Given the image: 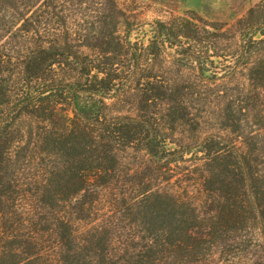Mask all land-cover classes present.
I'll return each mask as SVG.
<instances>
[{
  "label": "trees",
  "instance_id": "16d2710c",
  "mask_svg": "<svg viewBox=\"0 0 264 264\" xmlns=\"http://www.w3.org/2000/svg\"><path fill=\"white\" fill-rule=\"evenodd\" d=\"M146 31L147 41L132 39ZM217 62L244 66L250 89L220 114L239 144L198 141L203 213L166 185L177 148L165 123L188 118L204 88L170 80L163 65L209 80ZM126 105L137 114L115 110ZM250 116L264 136V0L231 24L194 11L143 21L119 0H0V264H238L259 238L253 264H264V168ZM134 146L157 170L137 184L122 170ZM101 203L107 212L95 216Z\"/></svg>",
  "mask_w": 264,
  "mask_h": 264
},
{
  "label": "rangeland",
  "instance_id": "374dc122",
  "mask_svg": "<svg viewBox=\"0 0 264 264\" xmlns=\"http://www.w3.org/2000/svg\"><path fill=\"white\" fill-rule=\"evenodd\" d=\"M122 6L134 17L143 21H152L155 19H166L171 13L183 15L185 12L194 11L205 20L219 21L231 24L241 16L245 15L249 8L253 7L260 0H119ZM148 28V26H147ZM151 32L146 31L143 34L132 33V39L136 37L147 41ZM163 68H168V78L183 82L197 83L204 88V94L196 99L189 100L191 112L188 118L172 122L171 119L165 123V131L169 138V145L177 148L174 160L170 164L168 174L171 179L166 183L167 186L180 192L184 197H188L203 213L210 211L208 196L204 193L202 185L197 177V165L199 164L196 151L199 139L208 135H223L230 138L231 141L239 144L238 137L228 134L221 130L220 114L222 107L229 102H234L239 97L238 94H244L250 89L247 72L241 64H212L207 72L210 79H203L196 75L192 68H187L181 64H164ZM166 71V69H165ZM241 96V95H240ZM254 94L249 95L245 102L247 106H254L257 101ZM232 97V99H229ZM116 111H122L131 115L137 114L133 105L115 108ZM247 118V117H245ZM252 117L244 121L245 129L251 134L258 143L259 160L264 168V136L263 130L256 126ZM174 123V124H173ZM23 130L29 131L34 126L32 118H24L18 122ZM190 149L189 153H184ZM183 153V154H182ZM22 151L14 152V160L20 158ZM200 154V153H199ZM122 170L126 173L134 184L142 182L148 177H154L157 173L155 163L150 160V156L136 146L127 149L122 154ZM29 160V157H28ZM24 176L30 175L33 170L29 161L21 163ZM105 204L95 206V216H102L107 212ZM261 238L256 240L255 245L250 249L249 255L238 259V264H253L257 261V256L262 252ZM243 249V248H240ZM237 250V251H236ZM235 255L239 257L241 251L233 249ZM244 252V251H242ZM243 254V253H242Z\"/></svg>",
  "mask_w": 264,
  "mask_h": 264
}]
</instances>
